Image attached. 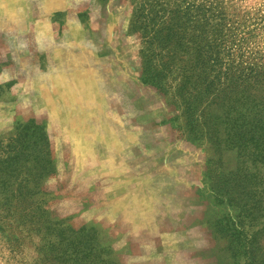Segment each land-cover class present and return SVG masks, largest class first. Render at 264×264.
<instances>
[{
  "label": "rangeland",
  "instance_id": "obj_1",
  "mask_svg": "<svg viewBox=\"0 0 264 264\" xmlns=\"http://www.w3.org/2000/svg\"><path fill=\"white\" fill-rule=\"evenodd\" d=\"M214 38L264 73V0H0V264H264V76Z\"/></svg>",
  "mask_w": 264,
  "mask_h": 264
},
{
  "label": "trees",
  "instance_id": "obj_2",
  "mask_svg": "<svg viewBox=\"0 0 264 264\" xmlns=\"http://www.w3.org/2000/svg\"><path fill=\"white\" fill-rule=\"evenodd\" d=\"M216 11V8L213 9L214 18L221 17L222 14L220 12L216 13ZM222 45H224V42H217V39L214 38L210 51L200 50L201 52L198 54V58L204 70L208 69V65H210L211 70L225 67L226 73L223 74L226 81L225 84L240 83L242 85L248 82L253 85L263 84L262 77L264 73L260 72L259 69L250 66L244 67L243 63L236 65L234 61L230 63L225 61L227 55L222 51L220 47ZM227 60L230 61V58ZM261 70L263 71L264 68H261ZM214 79L221 80V73H216Z\"/></svg>",
  "mask_w": 264,
  "mask_h": 264
}]
</instances>
